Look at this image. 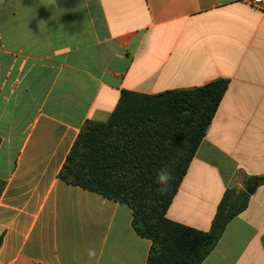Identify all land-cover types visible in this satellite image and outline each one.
<instances>
[{"label":"crops","instance_id":"0c3cea01","mask_svg":"<svg viewBox=\"0 0 264 264\" xmlns=\"http://www.w3.org/2000/svg\"><path fill=\"white\" fill-rule=\"evenodd\" d=\"M227 79L168 219L209 231L225 192L264 177V10L251 0H0V264H146L123 203L58 177L123 91ZM94 248L96 255L89 257ZM202 264H264V184Z\"/></svg>","mask_w":264,"mask_h":264},{"label":"trees","instance_id":"16d2710c","mask_svg":"<svg viewBox=\"0 0 264 264\" xmlns=\"http://www.w3.org/2000/svg\"><path fill=\"white\" fill-rule=\"evenodd\" d=\"M228 85L221 79L155 95L123 91L107 121L83 125L59 172L61 181L131 208L134 231L151 241L146 264H202L247 209V190L228 189L207 232L167 217ZM165 166L173 179L161 193L156 174ZM253 182L263 185L264 177L247 185ZM4 189L0 181V197Z\"/></svg>","mask_w":264,"mask_h":264},{"label":"clouds","instance_id":"9594fccd","mask_svg":"<svg viewBox=\"0 0 264 264\" xmlns=\"http://www.w3.org/2000/svg\"><path fill=\"white\" fill-rule=\"evenodd\" d=\"M172 179V173L167 166L162 167L160 170H158L155 181L158 185V191H160L161 193L165 192L168 184L171 182ZM88 255L89 257H94L96 255L95 249L90 248L88 250Z\"/></svg>","mask_w":264,"mask_h":264},{"label":"built area","instance_id":"2783aa9c","mask_svg":"<svg viewBox=\"0 0 264 264\" xmlns=\"http://www.w3.org/2000/svg\"><path fill=\"white\" fill-rule=\"evenodd\" d=\"M251 5L258 10H264V0H251Z\"/></svg>","mask_w":264,"mask_h":264},{"label":"water","instance_id":"95a60500","mask_svg":"<svg viewBox=\"0 0 264 264\" xmlns=\"http://www.w3.org/2000/svg\"><path fill=\"white\" fill-rule=\"evenodd\" d=\"M257 186H258V182H253V183H251V184L248 186V188H247V192H248L250 195H252V194L255 192V190L257 189Z\"/></svg>","mask_w":264,"mask_h":264},{"label":"rangeland","instance_id":"374dc122","mask_svg":"<svg viewBox=\"0 0 264 264\" xmlns=\"http://www.w3.org/2000/svg\"><path fill=\"white\" fill-rule=\"evenodd\" d=\"M247 188H248V185L246 184L245 186H243V189H239V191L240 190H247ZM237 191H238V189H236Z\"/></svg>","mask_w":264,"mask_h":264}]
</instances>
